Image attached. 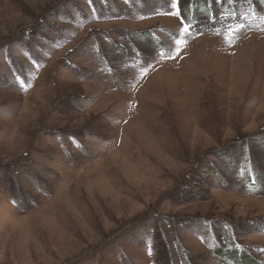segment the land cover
I'll return each mask as SVG.
<instances>
[{
	"label": "rangeland",
	"instance_id": "374dc122",
	"mask_svg": "<svg viewBox=\"0 0 264 264\" xmlns=\"http://www.w3.org/2000/svg\"><path fill=\"white\" fill-rule=\"evenodd\" d=\"M0 264H264V0H0Z\"/></svg>",
	"mask_w": 264,
	"mask_h": 264
},
{
	"label": "trees",
	"instance_id": "16d2710c",
	"mask_svg": "<svg viewBox=\"0 0 264 264\" xmlns=\"http://www.w3.org/2000/svg\"><path fill=\"white\" fill-rule=\"evenodd\" d=\"M208 5H209V9H210V8H211V7H210L211 4L209 3ZM197 7H199V6L197 5ZM204 8L207 9L206 7H204Z\"/></svg>",
	"mask_w": 264,
	"mask_h": 264
}]
</instances>
